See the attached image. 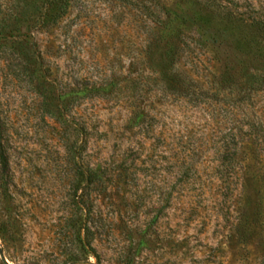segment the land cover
<instances>
[{"label":"rangeland","instance_id":"rangeland-1","mask_svg":"<svg viewBox=\"0 0 264 264\" xmlns=\"http://www.w3.org/2000/svg\"><path fill=\"white\" fill-rule=\"evenodd\" d=\"M0 143V264H264V0H0Z\"/></svg>","mask_w":264,"mask_h":264},{"label":"trees","instance_id":"trees-1","mask_svg":"<svg viewBox=\"0 0 264 264\" xmlns=\"http://www.w3.org/2000/svg\"><path fill=\"white\" fill-rule=\"evenodd\" d=\"M63 6L61 7L62 10L60 11L58 16H62L66 12V5L63 3ZM0 163L4 169L8 168L9 165V159H8V154L5 146L0 143Z\"/></svg>","mask_w":264,"mask_h":264},{"label":"water","instance_id":"water-1","mask_svg":"<svg viewBox=\"0 0 264 264\" xmlns=\"http://www.w3.org/2000/svg\"><path fill=\"white\" fill-rule=\"evenodd\" d=\"M2 259H3L6 263H8V261H7V259H6V257H5L4 255H2Z\"/></svg>","mask_w":264,"mask_h":264}]
</instances>
